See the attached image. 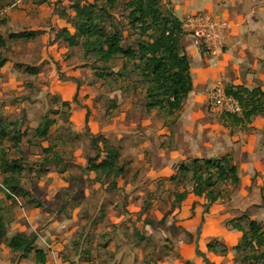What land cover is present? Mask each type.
Returning a JSON list of instances; mask_svg holds the SVG:
<instances>
[{
    "label": "rangeland",
    "instance_id": "374dc122",
    "mask_svg": "<svg viewBox=\"0 0 264 264\" xmlns=\"http://www.w3.org/2000/svg\"><path fill=\"white\" fill-rule=\"evenodd\" d=\"M55 3L58 10L62 3L70 5L68 0ZM175 9L172 0H164L161 6L164 14L180 16ZM115 11L125 22L119 25L124 30L123 43L131 45L140 31L128 25L129 12L123 5ZM107 24L105 33L110 35L113 28ZM149 35L157 36L154 30L145 37ZM57 37L49 38L48 44L58 50V61L52 60L55 53L40 55L45 48L36 41L27 58L45 72L42 77L15 81L9 70L0 71V116L12 130L9 137L0 138V161L22 158L23 170L15 175L30 193L17 194L19 200L13 197L11 193H16L3 185L5 174L0 169V215L7 227L0 242V264H43L35 251L20 258L9 247L10 236L19 232L37 236L36 248L48 255L45 264H159L175 257L183 261L178 241L184 238L196 247V253L213 256L209 263L217 262L214 256H219L241 264L246 256L245 264H262L257 256L264 251V243L255 251H236L241 239L233 220L244 216L245 228L256 220L264 230V104L257 114L241 117L217 114L210 108L212 90L219 83L228 89H253L234 83L239 75L232 67L194 57L190 39L182 34L180 47L190 56L193 89L173 114L166 108L149 109L147 88L152 81L144 77L141 61L118 56L109 63L98 61L94 67L96 57H85L81 46H69ZM51 61L54 70L47 67ZM248 93L242 92L247 101ZM44 115L52 125L48 136L40 137L36 129ZM16 121L18 131L11 125ZM93 134L106 136L121 148L127 173L119 178L118 188L103 185L89 169V158L96 154ZM48 147L53 151L47 152ZM54 156L59 160L47 161ZM196 158L201 173L213 175L218 192L210 205L215 208L213 220L203 219L214 231L204 243L200 241L199 252L197 229L191 235L179 217L193 200L206 207V199L192 191ZM222 158L227 168L237 167L238 181L235 175L220 179L217 169L206 165L207 160ZM184 191L189 192L188 204L176 199ZM219 224L225 227L223 234Z\"/></svg>",
    "mask_w": 264,
    "mask_h": 264
},
{
    "label": "trees",
    "instance_id": "16d2710c",
    "mask_svg": "<svg viewBox=\"0 0 264 264\" xmlns=\"http://www.w3.org/2000/svg\"><path fill=\"white\" fill-rule=\"evenodd\" d=\"M163 3L164 0H71L69 8L72 14L68 17L72 27L61 28L58 31V36L64 39L69 46H81L85 57H96V62L93 63L94 67L98 66V61L109 63L118 56H122L126 61H141L144 77L152 81L147 88V95L150 100L147 107L149 109L166 108L169 114H173L181 108L184 98L193 89V77L190 56L183 52L180 47V38L183 34L182 20L178 16L164 14L161 10ZM120 5H123L124 10L129 12L127 16L128 25L140 31V36L127 46L123 43L124 30L119 28V25L124 26L125 22L117 18L115 11ZM60 15L67 16V10L60 12ZM107 23L113 28L110 35L105 33ZM150 30L156 32L155 38H152V35L145 37ZM38 33H12L10 38L31 39L35 38ZM6 46V39L0 32V48ZM5 63L6 60L0 58V67H3ZM26 69L29 73H38L40 70L37 66H27ZM101 75L104 76L105 74ZM226 90L239 98L244 107V114L246 113L248 116L257 114L264 104L262 98L264 94L255 89L248 90L242 86H237L234 89L226 88ZM245 91L249 92V101L242 96V92L245 93ZM245 102L250 105L249 110L246 108ZM19 124V121L11 123L13 129L17 131ZM51 125L52 120L48 115H44L42 122L36 129L37 135L40 137L48 136ZM11 131L5 126L0 116V138L9 137ZM19 139H21L20 136ZM91 142L92 149L96 154L89 158L90 171L96 174V180L103 185L106 186V183H109L108 187L118 188L119 178L127 173V168L121 160V148L103 135L93 134ZM45 150L50 153L53 148L48 147ZM222 159L221 161L207 160L206 165L216 168L220 179L226 180L235 175L233 179L238 181L237 167L227 168L223 162L226 159ZM56 160H59L58 156L47 159L50 162ZM22 161V158H3L0 161V169L5 174L3 185L7 190L15 192V195L29 196V191L22 187L20 178L15 175L23 170ZM194 162L197 166L193 170L195 185L192 191L194 195L206 199V211H208L209 206L218 199V192L215 190L216 182L212 174L205 177L201 173L202 166L198 158ZM182 169L185 172L190 171L188 166H182ZM188 196L189 192L187 191L178 192L176 199L179 202H184ZM243 219L244 216L233 220L234 227L242 232L241 241L236 245V251L239 252L243 248L255 251L264 243L263 227L258 221L252 220L247 229L241 223ZM145 222L155 225L152 220H145ZM6 235V222L4 217L0 215V242ZM36 241L37 236L35 234L19 232L9 239L8 245L13 251L20 253V258H28L35 251L38 261L45 264L48 255L43 249L36 248ZM208 247L210 250L215 249L211 242L208 243ZM200 254L203 255L202 252ZM257 257L264 264V251ZM245 259L248 258L245 256L241 264L246 263L244 262ZM206 261L210 262L208 258Z\"/></svg>",
    "mask_w": 264,
    "mask_h": 264
},
{
    "label": "crops",
    "instance_id": "0c3cea01",
    "mask_svg": "<svg viewBox=\"0 0 264 264\" xmlns=\"http://www.w3.org/2000/svg\"><path fill=\"white\" fill-rule=\"evenodd\" d=\"M58 1V0H57ZM56 0H0V32L6 39L7 46L0 48V58L5 59L6 63L3 67H0V71L9 70L11 79L17 80H32L35 77H42L44 73L39 70L38 73H29L27 66H37L38 64H29L27 58L30 57L31 48L33 49V43L41 42L42 48L45 52L40 55H53L56 57L53 61H58V50L49 48L51 46L49 38H58V31L63 27H72L70 18L72 14L69 5L64 4L61 10H58L55 6ZM64 1L65 0H60ZM71 3V0H68ZM173 6L176 7L175 14L180 15V19L186 17L192 13H207L216 14L225 17L233 26V37L229 39L227 47L224 53L219 58H214L201 48H198L193 40L191 41L192 51L190 53L197 57L201 56L207 62H213L217 60L221 65L226 67H232L236 75H239L238 79H235L236 84H241L250 87L251 89L257 88V90L264 91V0H172ZM206 8V9H205ZM199 9H205L204 11ZM67 10V16H61L60 12ZM19 32H39L35 38L25 39L18 38L12 39L10 35L12 33ZM48 44V45H47ZM55 44V43H54ZM47 53V54H46ZM55 53V54H54ZM45 57V56H44ZM20 61V62H18ZM40 64V63H39ZM49 70H54L55 66L53 62L47 64ZM10 79V78H9ZM264 127V126H263ZM196 196V195H195ZM198 197V196H197ZM201 198V197H200ZM187 200V199H186ZM184 203H189L187 201ZM195 204V206H193ZM206 204V202H205ZM207 206H203L198 202L192 201L190 209H184L179 212L181 217L180 224L186 227V230L193 234L195 229L202 225L203 233L201 235V243L204 238L212 235L213 229L209 228L208 221L203 222L205 218H212L215 212V208L209 206V210L206 211ZM201 218V221L197 223V220ZM221 218V216H219ZM222 228L219 234H223L225 228L222 224H219ZM239 237L241 239L242 232L239 231ZM241 235V236H240ZM12 236H10L11 238ZM239 239V240H240ZM9 240L7 241V243ZM208 243V238L206 240ZM180 245V254L183 256V261L180 258H169L159 264H183L185 260H192L194 264H210L207 263L206 258L210 260L208 255L196 253V247H191L189 239H181L178 241ZM194 251V255H192ZM217 262L211 264H236L235 260L230 258H221L214 256ZM175 259V260H174ZM214 261V260H213Z\"/></svg>",
    "mask_w": 264,
    "mask_h": 264
},
{
    "label": "built area",
    "instance_id": "2783aa9c",
    "mask_svg": "<svg viewBox=\"0 0 264 264\" xmlns=\"http://www.w3.org/2000/svg\"><path fill=\"white\" fill-rule=\"evenodd\" d=\"M182 31L190 37L198 48L206 54L219 58L233 37V26L223 16L207 13H192L182 18ZM210 108L217 114L243 116L244 107L239 98L226 90L222 83L217 84L210 96ZM19 200V197L11 193Z\"/></svg>",
    "mask_w": 264,
    "mask_h": 264
},
{
    "label": "water",
    "instance_id": "95a60500",
    "mask_svg": "<svg viewBox=\"0 0 264 264\" xmlns=\"http://www.w3.org/2000/svg\"><path fill=\"white\" fill-rule=\"evenodd\" d=\"M201 229H202V225H200L198 227V234H197V239H196V246H197V252H199V246H200V239H201Z\"/></svg>",
    "mask_w": 264,
    "mask_h": 264
}]
</instances>
